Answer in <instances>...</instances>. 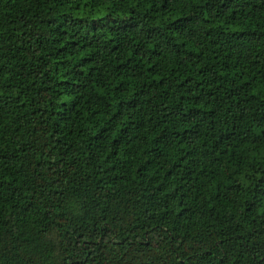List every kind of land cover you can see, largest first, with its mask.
<instances>
[{
  "label": "trees",
  "instance_id": "trees-1",
  "mask_svg": "<svg viewBox=\"0 0 264 264\" xmlns=\"http://www.w3.org/2000/svg\"><path fill=\"white\" fill-rule=\"evenodd\" d=\"M0 264H264V0H0Z\"/></svg>",
  "mask_w": 264,
  "mask_h": 264
}]
</instances>
